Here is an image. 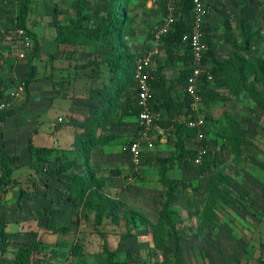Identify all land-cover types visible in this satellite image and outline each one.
I'll list each match as a JSON object with an SVG mask.
<instances>
[{
  "label": "rangeland",
  "instance_id": "rangeland-1",
  "mask_svg": "<svg viewBox=\"0 0 264 264\" xmlns=\"http://www.w3.org/2000/svg\"><path fill=\"white\" fill-rule=\"evenodd\" d=\"M97 2L31 0L27 26L37 36L39 49L36 51L33 40L30 48L20 43L16 5L0 3V71L11 84L0 98L6 100L8 109L26 100L23 87L18 83L25 78L27 57L31 52H35L33 63L37 68V81L30 86L26 107L11 116L0 132V146L5 153L19 154L21 158V165L15 172L17 178H12L15 184L8 183L1 197L4 203L12 202L18 187L26 183L20 190L24 193L21 200H24L22 205L30 223L21 243L26 246L32 242L40 244L30 252L27 264H107L106 253L101 251L104 242L108 249L118 251L117 260H126L129 264H171L177 255L174 238L168 236L161 247L155 243L158 230L170 231L159 222V210L166 196L155 158L173 152L175 137L172 132L162 137L167 139L164 143L161 137L155 136L154 148L145 151L141 163L135 165L124 148L137 137V115H118L104 128L95 130V138L110 139L108 144L92 152L88 167L104 181L102 191L115 204L110 210L114 213L106 214L99 225L95 223L94 209H84L68 198L67 178L75 171L82 172V159L78 158L80 164L70 173L49 177L41 164L30 163L25 149L28 143L71 148L76 135L84 130L80 125L90 108L97 106L89 99V90L109 82L110 72L105 65H88L101 58L99 47L57 45L54 41V19L61 23L76 19L78 3L91 4L81 12L92 16L85 19L84 24L95 26L99 18L92 7L97 6ZM176 2L121 0L127 18L126 34L120 38L124 50L139 56L156 48L159 55L152 61L153 68L165 63L167 50L156 35L167 9H174ZM202 2L213 6L203 19V27L213 40L211 49L219 60H225L232 49L224 36L242 40L240 8L245 6L244 0ZM244 9L246 28L258 32L251 54L264 58V0H248ZM192 18V13L188 14V24ZM169 50L177 57L184 54L182 48ZM209 64L215 65L213 60ZM190 67V59L177 58L168 64L164 71L166 85L184 68ZM253 78L250 81L261 90V84ZM213 82L221 100L201 103L200 113L205 123L195 128L196 134L188 137L185 144L188 148H198L200 143L206 142L209 149L219 150L218 170L201 174L195 168L180 165L169 169L167 174L169 180H178L171 210L179 237V264H260L264 262V109L247 92L241 91L233 97L228 85L219 87L217 80ZM183 89L184 86L173 94L182 97ZM161 115L165 117L164 110ZM191 115L177 118L187 122ZM233 133L241 138L239 155L229 139ZM219 173L225 174L233 184L222 179L224 198L216 201L211 216L206 210L210 195L208 185ZM96 201L103 203L100 198ZM131 210L142 214L146 222L139 223L133 235L119 246L121 234L126 230L124 215ZM53 218L54 228L64 225L73 230L67 234L53 231L48 227ZM76 244H80V248L78 253H73Z\"/></svg>",
  "mask_w": 264,
  "mask_h": 264
},
{
  "label": "trees",
  "instance_id": "trees-1",
  "mask_svg": "<svg viewBox=\"0 0 264 264\" xmlns=\"http://www.w3.org/2000/svg\"><path fill=\"white\" fill-rule=\"evenodd\" d=\"M121 0H98L97 6H93V10L98 14V23L95 26H87L84 24L85 19L92 18L91 15L82 14L81 10L84 7H89L91 4L85 5L78 3L77 17L71 19L68 23H61L57 18L54 19V26L56 35L54 41L58 44L68 45H89L99 47V59L90 61L88 65L99 66L105 65L110 72V79L107 84L102 87H96L89 90V99L97 104L89 110V115L83 120L80 127L81 134H77L71 148H55L54 146H35L28 143L25 149L30 156V163L37 162L41 164L43 172L49 177L61 176L65 173H70L74 168L80 164L78 158L82 159V172L75 171L67 178L68 184V198L77 201L84 209L92 208L95 212V223L97 225L102 223V219L106 214H113L110 211L115 204L104 194V181L97 178L93 169L88 167L92 152L96 147L108 144L109 137L95 138V130L104 128L109 122H113L115 117L123 114L137 115L140 111L137 96V84L135 79L136 60L140 56L131 54L124 50L120 44V38L126 34V14L121 7ZM0 3L8 5L14 3L17 7L16 17L18 18L19 29L25 30L26 34L35 42L34 51L39 49L37 36L34 32L28 29L27 22L31 13V0H0ZM245 6L241 7L240 18V34L242 40H234L227 35L224 36L225 41L231 46L232 51L228 58L219 60L215 56L212 48L213 40L208 36L206 29L202 30V43L204 44V54L202 64L210 66V72L213 75L212 80L202 79L200 94L203 103L210 101H220L221 94L218 89L213 87L214 79L217 80L218 86H229L231 96L237 97L241 91L247 92L253 101L264 109V58L251 54L254 43L258 39V32H252L246 28V17L244 15V7L248 4V0H244ZM85 5V6H83ZM213 6L209 3L204 4L205 13L211 11ZM193 0H177L174 11L176 20L173 23L171 30L160 36V41L164 43L165 50H167L166 62L156 66L150 70V84L153 92L152 100L149 103V108L158 114L155 123L160 125L167 136L169 132L173 133L175 137L174 150L171 154L165 157H157L155 160L159 165V181L165 191L166 200L162 203L160 211V226L163 224L170 228V231L158 230L156 234L155 243L157 247H161L168 236L175 240L177 250L176 261L171 264L180 263V248L179 237L176 236V225L172 218L171 201L173 193L176 191L178 180L168 179L169 169L175 166H186L187 168H195L199 173H213L217 171L220 162L219 150H212L208 148L206 142L200 143L198 148H188L185 144L188 137L196 134L195 128L188 126L186 121L178 120L179 115H188L190 110L191 98L184 90L188 83V78L191 74V67L184 68L176 79L170 81L166 85L164 78V70L166 66L178 60L190 59V45L184 38L192 31V22L188 24L186 19L188 14L193 12ZM163 21V20H162ZM182 48L184 50L183 56L177 57L170 52V48ZM35 52L27 57V70L25 78L20 80L18 84L22 85L26 100L10 109H4L0 112V132L5 122L15 113L23 110L26 107L29 98L30 86L37 81V68L33 63ZM213 60L215 65L209 64ZM10 67L12 68L11 64ZM261 84V90L255 88L251 77ZM219 79V80H218ZM11 84L7 82L0 71V97L3 91L7 90ZM184 86V94L174 95L173 91ZM2 98H0V101ZM165 111V117H162V111ZM193 116V113L192 115ZM190 116V117H191ZM230 142L233 149L237 152L240 150L241 138L235 133L230 136ZM130 143V142H128ZM127 143V144H128ZM126 144V145H127ZM74 155V157H72ZM145 153H143V158ZM200 157V162L195 164V160ZM20 155H7L0 146V192L8 184H15L12 180V172L20 164ZM225 178L229 184H233L225 174L219 173L217 177L208 185L209 189V203L206 208L209 215L213 216L212 209L215 208V203L218 199H222L225 189L222 186V179ZM24 193L21 191V197ZM102 199L103 203L98 204L96 199ZM109 205L106 206V203ZM126 230L121 234L119 246L124 240H127L133 235V229L139 224L146 222V218L138 212L130 211L124 215ZM48 226L53 231L63 234L70 233L73 229L68 226L53 227L55 219ZM13 236L4 230L3 224L0 221V242L5 243L6 239ZM6 244V243H5ZM38 242H32L30 245L24 246L17 252L16 264H27L30 259V252L35 251L39 247ZM102 252L106 253L107 264H129L126 260H117V250L108 249L107 243L104 242ZM80 244L73 246V253H78ZM143 264V263H135ZM264 264V262H260Z\"/></svg>",
  "mask_w": 264,
  "mask_h": 264
},
{
  "label": "built area",
  "instance_id": "built-area-1",
  "mask_svg": "<svg viewBox=\"0 0 264 264\" xmlns=\"http://www.w3.org/2000/svg\"><path fill=\"white\" fill-rule=\"evenodd\" d=\"M193 18H192V31L184 38L190 45L191 55V74L188 78V83L184 89L191 98L190 110L193 113L192 117H189L187 124L190 127H202L205 123L203 116L200 113L202 97L200 94V88L202 79L205 77L207 80H212L213 75L210 72V66H204L202 64L204 44L202 43V30L203 19L205 16V9L202 0H193ZM168 12L163 18L160 24L157 37L167 34L176 20L175 11L173 8H168ZM18 38L20 43L25 48H30L32 44L31 38L26 34L25 30H18ZM159 55V51L156 48L146 51L141 54L136 60L135 79L137 84V96L138 105L140 111L137 116V137L131 141L124 151L128 153L130 159L135 165H139L142 161L143 153L147 150L154 148L155 136L164 137L165 131L163 128L155 123L158 114L153 112L149 108V103L152 100L153 92L150 84V70L153 69L152 61ZM24 56V55H22ZM18 95V93L16 94ZM4 109H8V103L6 100L0 101V112ZM160 138V139H161ZM200 162V157L195 160V164Z\"/></svg>",
  "mask_w": 264,
  "mask_h": 264
},
{
  "label": "crops",
  "instance_id": "crops-1",
  "mask_svg": "<svg viewBox=\"0 0 264 264\" xmlns=\"http://www.w3.org/2000/svg\"><path fill=\"white\" fill-rule=\"evenodd\" d=\"M165 71V70H164ZM162 143L166 142L167 139L161 138ZM25 167V166H24ZM18 168L15 169L12 173V178H17L16 173ZM29 170L26 172L28 173ZM21 180V179H20ZM18 179V181H20ZM22 180H24L22 178ZM25 181V180H24ZM21 182V181H20ZM23 182V181H22ZM26 185L23 182L16 191V196L12 202H5L1 197L0 192V221L3 224L4 230L7 233L13 234L10 239H6L5 243L0 242V264H16L17 252L22 247L26 246L22 244V239L24 238V232L29 228L28 217L26 216L25 206L22 205L24 200H21V190L22 186ZM9 196H6L8 199ZM26 202V201H25ZM27 203V202H26Z\"/></svg>",
  "mask_w": 264,
  "mask_h": 264
},
{
  "label": "bare ground",
  "instance_id": "bare-ground-1",
  "mask_svg": "<svg viewBox=\"0 0 264 264\" xmlns=\"http://www.w3.org/2000/svg\"><path fill=\"white\" fill-rule=\"evenodd\" d=\"M204 51H205V49H204ZM204 54V53H203Z\"/></svg>",
  "mask_w": 264,
  "mask_h": 264
}]
</instances>
